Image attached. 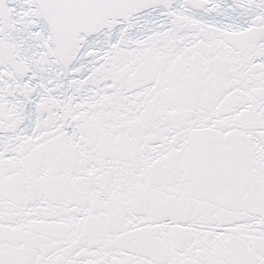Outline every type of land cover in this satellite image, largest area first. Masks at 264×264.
Wrapping results in <instances>:
<instances>
[{
	"label": "snow or ice",
	"instance_id": "1",
	"mask_svg": "<svg viewBox=\"0 0 264 264\" xmlns=\"http://www.w3.org/2000/svg\"><path fill=\"white\" fill-rule=\"evenodd\" d=\"M0 264H264V0H0Z\"/></svg>",
	"mask_w": 264,
	"mask_h": 264
}]
</instances>
